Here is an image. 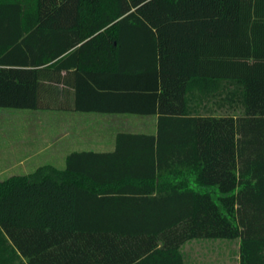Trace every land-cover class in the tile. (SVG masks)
Returning <instances> with one entry per match:
<instances>
[{"label":"trees","instance_id":"trees-1","mask_svg":"<svg viewBox=\"0 0 264 264\" xmlns=\"http://www.w3.org/2000/svg\"><path fill=\"white\" fill-rule=\"evenodd\" d=\"M224 71L242 111L191 112L190 84ZM64 85L156 130L0 179V264H184L197 238L264 264V0H0V107Z\"/></svg>","mask_w":264,"mask_h":264},{"label":"crops","instance_id":"crops-1","mask_svg":"<svg viewBox=\"0 0 264 264\" xmlns=\"http://www.w3.org/2000/svg\"><path fill=\"white\" fill-rule=\"evenodd\" d=\"M13 18L9 17L8 19ZM7 19V20H8ZM225 76L215 81H210L206 85H199L198 83H191L187 91V104L191 112L205 113V114H221L232 113L238 114L242 111L240 103H236V99H240V87L229 78V72L224 71ZM61 91L51 92L49 95L53 101L47 109H27L40 110L42 113H47L51 117H64V126L67 131L74 134V137L79 144L84 142V138L78 134L85 131L86 127L82 122V116L85 114H94L101 118H112L115 122H109L106 125L100 123L97 127L99 130H104L111 133V146L108 148H101L95 150H110L114 144L115 134L119 131L129 132H145L154 133L156 130V115L155 114H133V113H119V112H99V111H85L77 109L74 103L73 87L64 85ZM4 108V107H1ZM39 112V111H38ZM35 113V112H34ZM33 112L28 114L34 115ZM125 116L134 117L130 123L126 124V128H120L121 118ZM139 117V122L135 123ZM111 120V119H110ZM59 122V121H58ZM62 121L59 122V127ZM101 126V127H100ZM129 127H136L137 130H131ZM120 128V129H119ZM78 134V135H77ZM83 138V139H82ZM87 148H79L73 150H82ZM69 150L65 153H69ZM64 155V158H65ZM54 166V165H53ZM26 174V173H24ZM239 241L238 239L226 238H197L186 241L181 246V255L184 264H240L239 257ZM186 244V245H185Z\"/></svg>","mask_w":264,"mask_h":264},{"label":"rangeland","instance_id":"rangeland-1","mask_svg":"<svg viewBox=\"0 0 264 264\" xmlns=\"http://www.w3.org/2000/svg\"><path fill=\"white\" fill-rule=\"evenodd\" d=\"M28 112L35 113L31 115ZM133 118H121L120 128H126V124L122 126L123 123H130ZM63 120V116L51 117L40 110L0 107V179L29 173L43 164L61 168L64 165V155L69 150L111 146V133L105 131V126L103 131L97 128L100 123L106 125L110 121L115 122L111 117L103 119L90 113L82 116L86 129L78 133L85 137L81 144L74 137L76 133L65 129ZM58 121H62V126H58ZM134 121L138 123L139 117ZM129 128L137 130L136 127Z\"/></svg>","mask_w":264,"mask_h":264}]
</instances>
